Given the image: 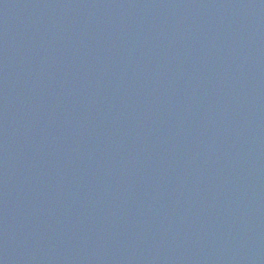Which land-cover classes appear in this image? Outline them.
I'll return each instance as SVG.
<instances>
[{
	"label": "water",
	"instance_id": "1",
	"mask_svg": "<svg viewBox=\"0 0 264 264\" xmlns=\"http://www.w3.org/2000/svg\"><path fill=\"white\" fill-rule=\"evenodd\" d=\"M0 208L66 264H264V0H0Z\"/></svg>",
	"mask_w": 264,
	"mask_h": 264
}]
</instances>
